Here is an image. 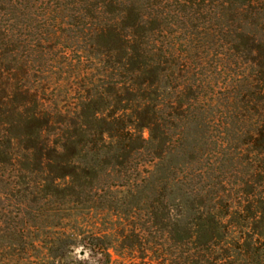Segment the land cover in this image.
Wrapping results in <instances>:
<instances>
[{
	"label": "trees",
	"instance_id": "16d2710c",
	"mask_svg": "<svg viewBox=\"0 0 264 264\" xmlns=\"http://www.w3.org/2000/svg\"><path fill=\"white\" fill-rule=\"evenodd\" d=\"M201 35L252 126L189 174L158 161L216 96ZM0 264H264V0H0Z\"/></svg>",
	"mask_w": 264,
	"mask_h": 264
},
{
	"label": "rangeland",
	"instance_id": "374dc122",
	"mask_svg": "<svg viewBox=\"0 0 264 264\" xmlns=\"http://www.w3.org/2000/svg\"><path fill=\"white\" fill-rule=\"evenodd\" d=\"M183 33L179 32L178 35L182 36L184 35ZM200 41H202L201 45L204 49L202 51L204 57L199 62L204 63L208 70L214 71L217 69L219 73V80L215 83L217 85V90H215L216 96L211 99L213 93H210V86L201 92L202 100L191 110L189 120L185 125L186 140L184 141V147L183 149L180 147L178 151L176 150V153L180 152V154L177 155L175 153L169 155L166 159L158 161L159 166L162 168L168 166L178 167L185 163L189 165V174L193 172L192 170L198 168L204 169L206 162L212 163L210 159H213L221 148H228L233 152H237L239 147H243L242 143L245 142L247 133L252 126L250 118L247 122L243 121L242 114H245V111L240 110L241 104L239 103L238 106L232 108L230 102L227 100L229 91H237L234 94L236 93L235 96L238 102L242 97L246 96L245 88L242 90L240 85L242 82L248 83L252 78L247 81V72L246 74L243 73L245 64L238 60V67L224 59V54L220 52H223V49H225V41L221 36L214 37L211 35L205 37L201 35ZM41 66L44 69L50 70V74L52 73L54 76H58V73H60L61 65L58 63H54L53 65L45 63ZM207 75L211 77L209 72ZM208 79L206 80L208 81ZM217 99H219V103H215ZM230 101L233 100L230 99ZM211 102L214 103L213 106H209ZM146 136H148L147 133ZM212 140L219 142V147L215 151H212L213 146H215ZM229 140L232 143H228ZM218 157L222 162L228 160L227 166H219L222 170H225L226 177L234 178L239 172L242 174L241 171H245L236 158L232 159L231 156H226L228 159H225L221 154H218ZM229 158L235 163L234 165L231 164ZM242 158L244 159V155H242ZM199 159L202 162L198 164L197 161ZM147 167L149 168V166ZM162 172L163 170L160 171V173ZM101 211L104 212L103 216L107 220L108 216L111 217L110 211L99 209V212Z\"/></svg>",
	"mask_w": 264,
	"mask_h": 264
}]
</instances>
